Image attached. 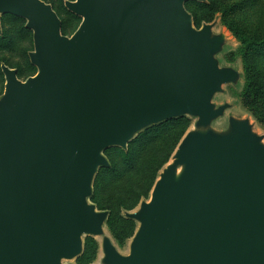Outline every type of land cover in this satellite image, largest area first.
Wrapping results in <instances>:
<instances>
[{
  "label": "water",
  "instance_id": "water-1",
  "mask_svg": "<svg viewBox=\"0 0 264 264\" xmlns=\"http://www.w3.org/2000/svg\"><path fill=\"white\" fill-rule=\"evenodd\" d=\"M206 0H75V33L43 0H0L33 32L35 76L2 64L0 264H71L83 235L102 238V264H264V143L214 97L241 73L215 56L227 41L200 29L185 4ZM196 119L149 201L128 255L105 234L110 213L90 202L105 152L143 130ZM180 171V172H179Z\"/></svg>",
  "mask_w": 264,
  "mask_h": 264
},
{
  "label": "rangeland",
  "instance_id": "rangeland-1",
  "mask_svg": "<svg viewBox=\"0 0 264 264\" xmlns=\"http://www.w3.org/2000/svg\"><path fill=\"white\" fill-rule=\"evenodd\" d=\"M53 6L62 19L64 33L72 36L81 24L82 19L69 12L66 1L75 0H43ZM207 5L191 2L188 11L193 14L196 24L201 27L205 23H214V34L225 33L227 41L223 50L215 58L220 67H231L241 73L237 84H225L223 91L217 94L213 103L217 106L225 103L232 107L224 117L211 126L216 131H225L230 117L249 120L253 131L263 137L264 121L258 120L249 110L243 96L246 83H256L260 112L264 120V49L261 54L243 55L242 44L235 32L244 30L248 35L264 38V0H208ZM227 24L224 23V20ZM26 20L3 15L0 33V67L8 64L19 69V79L25 81L35 76L37 69L30 64L29 53L34 50L33 32L26 30ZM251 69L246 71L245 69ZM255 81V82H254ZM5 76L0 68V98L5 90ZM257 102V101H256ZM196 119L189 117L180 123L171 124L155 132L138 133V139L132 143V152L121 148H110L105 152L111 168L100 169L96 181L95 192L90 202L100 211L111 213L109 223L104 226L105 234L110 237L117 250L128 255L131 240L139 227V223L124 222L125 212H136L142 201H149L154 185L162 169L171 162L172 156L186 132L195 129ZM142 134V135H140ZM84 250L80 257L64 263L71 264H102V238L83 235ZM93 249V251H91Z\"/></svg>",
  "mask_w": 264,
  "mask_h": 264
},
{
  "label": "trees",
  "instance_id": "trees-1",
  "mask_svg": "<svg viewBox=\"0 0 264 264\" xmlns=\"http://www.w3.org/2000/svg\"><path fill=\"white\" fill-rule=\"evenodd\" d=\"M207 1L208 0H206V2H203V3H201V2H199V3H201V4H204V5H207L206 3H207ZM191 2H195V1H190V2H187L186 4H185V6H186V9H187V5L189 4V3H191ZM55 10V9H54ZM188 10V9H187ZM189 12V11H188ZM190 13V12H189ZM191 14V13H190ZM7 15H9V14H7ZM192 15V18H193V22H194V25H195V27L197 28V29H200L201 27H198L197 26V24H196V21H195V18H194V16H193V14H191ZM80 18V17H79ZM224 20V23L225 24H227L226 22H225V19H223ZM211 23V22H210ZM206 24V23H205ZM26 30L27 31H29V32H31L32 33V31L31 30H29V29H27L26 28ZM62 32H63V34L65 35V33H64V28H63V25H62ZM235 36L237 37V39H238V41H240V43L242 44V46H243V48H242V51H243V55H244V57H246V59L247 58H249V56H251V55H255V54H261L262 53V50L264 49V38L263 37H261V36H258V35H248L244 30H242L241 32H235ZM2 64H5V63H1V65ZM30 64H31V62H30ZM5 65H7V66H9L8 64H5ZM32 65V64H31ZM33 66V65H32ZM33 67H35V66H33ZM1 68V67H0ZM11 68V67H10ZM36 68V67H35ZM17 71H18V77H19V75H20V70L19 69H16ZM246 71H249V70H251V69H248L247 70V68L245 69ZM2 71V70H1ZM255 82V81H254ZM256 83L254 84L253 82H251V81H249L248 83H246V85H245V88H244V93H243V96L245 97V99L246 100H250V97L251 96H253L254 95V97L252 98L253 99V101L251 102V100H250V102L248 103V105H249V110L252 112V114L258 119V120H260L261 122H263L264 120H263V115L261 114V112H260V107H259V98L257 97V93H256V89H261V88H257L256 87ZM257 101V102H256ZM185 119H189V117H181V118H178V119H173V120H170V121H166V122H164V123H161V124H158V125H155V126H151V127H149V128H147V129H145V130H143L142 132H140V133H147V132H155L156 130H159V129H162V128H165V127H167V126H169V125H171V124H177V123H180V122H182L183 120H185ZM187 133V132H186ZM140 135H142V134H140ZM185 136V135H184ZM183 136V137H184ZM138 139V137L136 136L130 143H129V145H128V149L127 150H125V151H130V152H132L133 151V148H132V143H134L136 140ZM183 139V138H182ZM181 139V140H182ZM181 142V141H180ZM179 142V143H180ZM179 145V144H178ZM178 147V146H177ZM118 148V147H117ZM177 149V148H176ZM176 151V150H175ZM108 159V158H107ZM108 161H109V159H108ZM109 163H110V161H109ZM103 168H105V167H103ZM103 168H101V169H103ZM106 168H111V163H110V167H106ZM100 171V170H99ZM99 171H98V173H99ZM98 173H97V175H98ZM97 175H96V177H97ZM96 179V178H95ZM96 181V180H95ZM95 185V184H94ZM94 192H95V187L93 186V194H94ZM93 197V196H92ZM111 214V213H110ZM125 217V216H124ZM110 218H111V215H109V218H108V221H107V223H109V220H110ZM126 218V217H125ZM124 220V222H127V223H130L132 226H133V222H134V220H131V219H128V218H126V219H123ZM136 222V221H135ZM91 251H93V249H91Z\"/></svg>",
  "mask_w": 264,
  "mask_h": 264
},
{
  "label": "bare ground",
  "instance_id": "bare-ground-1",
  "mask_svg": "<svg viewBox=\"0 0 264 264\" xmlns=\"http://www.w3.org/2000/svg\"><path fill=\"white\" fill-rule=\"evenodd\" d=\"M180 172V171H179Z\"/></svg>",
  "mask_w": 264,
  "mask_h": 264
}]
</instances>
